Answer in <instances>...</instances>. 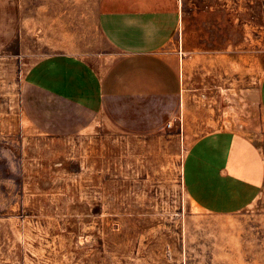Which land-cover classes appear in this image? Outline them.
<instances>
[{"label":"rangeland","instance_id":"rangeland-1","mask_svg":"<svg viewBox=\"0 0 264 264\" xmlns=\"http://www.w3.org/2000/svg\"><path fill=\"white\" fill-rule=\"evenodd\" d=\"M186 1L191 89L220 94L223 128L264 152V0ZM98 2L0 0V264H264V185L240 211L201 210L179 129L99 113L54 137L22 114L25 71L95 40Z\"/></svg>","mask_w":264,"mask_h":264},{"label":"crops","instance_id":"crops-1","mask_svg":"<svg viewBox=\"0 0 264 264\" xmlns=\"http://www.w3.org/2000/svg\"><path fill=\"white\" fill-rule=\"evenodd\" d=\"M187 5L99 0L95 40L35 61L23 76L20 108L30 124L54 137L88 130L99 113L138 111L143 121L179 129L190 144L182 165L185 191L201 210L231 214L264 185V152L245 134L223 128L220 94L191 89ZM196 58L202 66L207 61ZM258 96L264 112V74Z\"/></svg>","mask_w":264,"mask_h":264}]
</instances>
